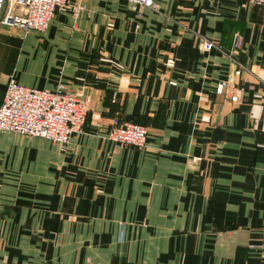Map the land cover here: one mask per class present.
Wrapping results in <instances>:
<instances>
[{"label": "crops", "instance_id": "crops-1", "mask_svg": "<svg viewBox=\"0 0 264 264\" xmlns=\"http://www.w3.org/2000/svg\"><path fill=\"white\" fill-rule=\"evenodd\" d=\"M70 2L0 24V101L12 76L87 103L63 146L0 132V264H264V7ZM112 117L144 145L109 140Z\"/></svg>", "mask_w": 264, "mask_h": 264}, {"label": "built area", "instance_id": "built-area-1", "mask_svg": "<svg viewBox=\"0 0 264 264\" xmlns=\"http://www.w3.org/2000/svg\"><path fill=\"white\" fill-rule=\"evenodd\" d=\"M132 4L156 7L154 0H127ZM264 7V0H245ZM4 3L0 24L21 29L42 30L55 10L67 6L76 13L83 6L70 0H0ZM17 7L20 11L15 10ZM240 43V34L233 32L228 55H234ZM203 50H222L219 42L202 40ZM229 78L217 83V92L228 93ZM87 103L68 89L37 88L24 85L9 76L0 101V132L10 131L25 136H39L63 146L73 132L80 131L85 123ZM145 125L112 117L106 137L120 146L139 148L144 145Z\"/></svg>", "mask_w": 264, "mask_h": 264}]
</instances>
